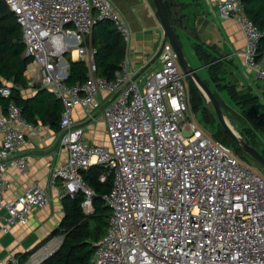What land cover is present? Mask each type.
Wrapping results in <instances>:
<instances>
[{
    "label": "built area",
    "instance_id": "built-area-1",
    "mask_svg": "<svg viewBox=\"0 0 264 264\" xmlns=\"http://www.w3.org/2000/svg\"><path fill=\"white\" fill-rule=\"evenodd\" d=\"M21 28L27 67L41 85L62 102L59 144L65 162L51 170L50 183L60 180L58 198L84 194L85 214L93 212L94 191L81 170L101 165L99 180L111 174L102 196L109 207L104 236L95 243L88 264H264V178L225 143L212 138L190 112L186 74L172 45L164 42L158 67L142 83L127 68L131 28L113 0H4ZM222 19H232L244 38L243 63L264 78V30L244 12L241 0H217ZM112 22L126 46V57L113 79L97 73L96 52L88 43L92 26ZM83 60V82L69 85V61ZM10 85L0 87L10 96ZM108 94L101 98V94ZM105 123L109 146L89 144L73 114ZM39 128L23 118L10 101L0 114V209L2 230L26 224L32 207L49 202L47 189L34 183L4 200L5 172L27 168L17 150ZM58 247V246H57ZM44 244L38 264L54 251Z\"/></svg>",
    "mask_w": 264,
    "mask_h": 264
},
{
    "label": "crops",
    "instance_id": "crops-1",
    "mask_svg": "<svg viewBox=\"0 0 264 264\" xmlns=\"http://www.w3.org/2000/svg\"><path fill=\"white\" fill-rule=\"evenodd\" d=\"M113 2L129 22L132 44L127 68L140 82L158 67L157 54L162 45V27L154 5L151 8L147 2L141 0H113ZM170 2H172V15L179 19L181 24L178 27L180 42L182 44L181 35H185L191 44L190 53L196 62L191 66L197 69L219 101L231 106L230 104H238V96L249 93L264 107V78H256L254 73L244 66L243 35L234 20L220 17L216 7L217 0H170ZM196 35L199 41H196L194 37ZM197 42L209 48L207 51L213 61L204 63L199 59L193 50V45ZM88 43L92 45L91 33L88 36ZM29 69L30 66H26L24 72L30 86L22 90L25 98L32 97L36 93L34 84H40L38 77H32ZM208 73L213 74L215 80L211 79ZM186 91L190 104L188 80ZM199 92L202 94L200 90ZM101 96L105 98L108 94L103 93ZM234 97L237 98L234 100ZM73 117L76 124L84 129V140L87 143L107 144L103 121L87 118L80 107L75 108ZM34 125L40 130L38 135L29 138L17 150V153L27 158L26 171L21 172L15 167H10L5 172L6 184L1 197L4 200H11L37 183L48 190L49 202L43 207H32L27 215L26 224H13L7 231H3L1 227L6 211L0 209V264H18L23 258L25 261L21 264H31L34 260L32 255L44 244L51 242V246L56 249L62 240L61 235H52L64 216L62 199L58 198L60 180L53 184L50 183V177L51 170L65 162L67 151L59 144L58 128L40 122Z\"/></svg>",
    "mask_w": 264,
    "mask_h": 264
},
{
    "label": "trees",
    "instance_id": "trees-1",
    "mask_svg": "<svg viewBox=\"0 0 264 264\" xmlns=\"http://www.w3.org/2000/svg\"><path fill=\"white\" fill-rule=\"evenodd\" d=\"M164 3L179 37L178 27L181 24L179 19L172 15V2L164 0ZM241 3L247 17L264 30V0H241ZM194 37L196 41H199L197 35ZM91 41L96 51L93 58L97 73L107 79H113L115 72L121 69V63L126 57V46L120 33L115 29L112 22L105 19L99 20L92 26ZM24 48L20 25L5 1L0 0V87L8 84L11 90L9 97H3L0 94L2 112H5L8 103L13 101L20 107L21 114L27 121L33 124L40 122L43 125L59 129V118L62 110V102L59 98L44 88L41 83L34 84L33 87L37 91L32 97L25 98L22 95V90L30 87L24 72L31 58L25 56ZM208 49L199 42L193 45L195 54L204 63L213 61L211 54L207 51ZM258 51L260 54L264 52V34L260 39ZM68 61L70 74L66 83L72 85L76 82H83L87 73L85 62L83 60L73 61L69 58ZM208 75L214 79L213 74L208 73ZM202 80L208 85L204 79ZM188 93L192 110L194 112L199 110L205 119H210L212 117L210 107L204 104L202 94L189 81ZM215 97L217 98V96ZM236 98L234 97V100ZM238 99V104H230L231 106L223 104V106L230 117L241 119L240 132L247 143L255 147L257 133L264 136V107L257 103L255 97L249 93L238 96ZM215 138L230 146L240 159L249 162L247 161L249 158L238 150L233 139L221 126ZM104 171L105 169L101 165H92L88 169L81 170L83 179L94 191L92 197L93 212L90 214L83 212L81 204L84 200V194L82 192L76 193L73 198L69 196L62 198L64 216L58 227L52 232V235H61L62 240L59 246L38 264L89 263L95 243L106 232L110 212L102 196L110 190L112 176L109 174L105 181H100L99 174ZM24 261L25 258L21 259L18 264Z\"/></svg>",
    "mask_w": 264,
    "mask_h": 264
},
{
    "label": "water",
    "instance_id": "water-1",
    "mask_svg": "<svg viewBox=\"0 0 264 264\" xmlns=\"http://www.w3.org/2000/svg\"><path fill=\"white\" fill-rule=\"evenodd\" d=\"M152 3L154 5L157 18L162 27V44L167 41L172 45L178 58L179 67L186 74L187 79L202 92L206 106H211L213 108L218 118L220 126L233 139L238 150L244 156L248 157L253 162L264 168V156H262V154L255 147L248 144L247 141L242 138L238 133H234V131L230 127V123L226 118L229 115L226 112V109L224 108L223 104L214 96L212 91L204 83L200 74L197 72V69L192 67L188 63L182 48V44L179 40L178 35L176 34L172 21L169 17L164 0H152ZM68 74H70V70H68Z\"/></svg>",
    "mask_w": 264,
    "mask_h": 264
},
{
    "label": "rangeland",
    "instance_id": "rangeland-1",
    "mask_svg": "<svg viewBox=\"0 0 264 264\" xmlns=\"http://www.w3.org/2000/svg\"><path fill=\"white\" fill-rule=\"evenodd\" d=\"M141 1H145L147 2L148 6L153 8V3L152 0H141ZM152 4V5H151ZM153 6V7H152ZM182 38V48L184 51V54L186 56V59L188 61V63L190 65H195L196 62L194 61L191 53H190V48H191V44L190 41L188 40V38L185 35H181ZM67 57V55H66ZM68 58V57H67ZM144 77V76H142ZM187 80H185V82L187 83ZM143 79L140 81V84L142 83ZM189 81V80H188ZM210 111H211V118L210 119H205L203 117V114L199 111L196 110L195 112L192 110L191 104H190V112L191 114L196 118L199 126L205 131L207 132L212 138H215L216 133L220 130V124L218 121V118L213 110V108L210 106ZM228 122L230 123V125L233 127V129L243 138L242 133L240 132L241 129V119L237 118H232L230 116L226 117ZM247 138V137H246ZM106 146L108 147V140H107V144ZM254 146L256 147V149L264 154V136L262 134L257 133V138H256V142L254 143ZM249 161L248 164L255 169L263 178H264V168L258 164H256L255 162L250 161L249 159L247 160ZM61 239V238H60ZM38 257V256H37Z\"/></svg>",
    "mask_w": 264,
    "mask_h": 264
},
{
    "label": "bare ground",
    "instance_id": "bare-ground-1",
    "mask_svg": "<svg viewBox=\"0 0 264 264\" xmlns=\"http://www.w3.org/2000/svg\"><path fill=\"white\" fill-rule=\"evenodd\" d=\"M33 65H30V68L32 67ZM230 127H231V129L234 131V133H236L237 134V132L233 129V127L230 125ZM41 252H39L37 255H35L34 256V258L33 259H35V258H37V256H41Z\"/></svg>",
    "mask_w": 264,
    "mask_h": 264
}]
</instances>
